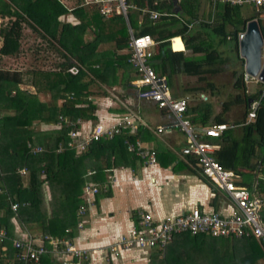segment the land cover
Wrapping results in <instances>:
<instances>
[{
    "label": "trees",
    "instance_id": "1",
    "mask_svg": "<svg viewBox=\"0 0 264 264\" xmlns=\"http://www.w3.org/2000/svg\"><path fill=\"white\" fill-rule=\"evenodd\" d=\"M125 4V18L113 15L104 19L94 7L77 8L71 12L76 20L72 24L64 22L67 11L56 0H0V58L19 55L25 26L56 59L49 70L0 68V231L5 234L0 240V264H35L17 260L16 250L11 247V240L16 238L12 221L23 236L38 232L71 240L77 229L76 209L84 203V183L98 186L105 171L131 166L137 159L126 146V142L134 143V137L126 134L92 142L81 153L69 148L56 152L65 145L72 129L64 123L57 125L59 118L73 123L93 121L97 108L93 98L109 97L106 89H133L132 69L127 63L128 28L134 36L148 35L158 42L150 64L157 75L166 77L168 85L169 73L180 64L187 72L199 71L200 64L192 63L181 52H172L168 42L187 31L185 23L190 21L184 19L185 15L195 18L192 2L125 0ZM225 6L226 11L239 7ZM142 11H156L160 16L151 20ZM207 27H213L210 30L224 38L223 23L218 28ZM236 33L230 34L235 43ZM172 48L181 50V44ZM212 56L217 58L218 53H207V62ZM233 87L237 94L230 102L243 106L245 111L240 122L214 138L218 144L214 158L224 169L241 177L237 185L250 188L252 174L264 173V106L251 122L245 123L249 96L244 93L240 73L235 75ZM33 147L41 150L33 152ZM21 168H25V176L18 174ZM87 172L92 174L87 176ZM99 191L98 187L97 194ZM10 204L17 205L15 211ZM263 260L264 248L252 237L189 234L174 236L151 257L152 264H264ZM36 264L49 262L43 257Z\"/></svg>",
    "mask_w": 264,
    "mask_h": 264
},
{
    "label": "crops",
    "instance_id": "2",
    "mask_svg": "<svg viewBox=\"0 0 264 264\" xmlns=\"http://www.w3.org/2000/svg\"><path fill=\"white\" fill-rule=\"evenodd\" d=\"M175 1L177 3L180 0ZM189 1L192 2L191 10L195 18L184 16L185 20L190 21L185 23L187 31L181 36L169 38V49L181 52L192 63L200 64V68L194 73L187 72L182 64L176 67L169 73L170 93L174 98L186 100V116L197 130L216 124L232 128L233 124L241 121L245 111L243 106L230 102L237 94L233 87L234 77L238 73L242 77L245 71L244 61L238 55L237 36L251 19L264 25L263 14L260 9L252 6H239L226 11L223 4H211L208 0ZM68 15L72 16L66 14L64 17ZM184 19L180 20L185 22ZM136 20L139 24L141 16H137ZM221 23L224 24L221 28L225 32L224 38L207 27L218 28ZM129 30L128 28V34ZM233 32H237L236 43L231 40L230 34ZM152 40L155 43L152 46L155 54L158 42L153 38ZM178 43L181 44V50H173L172 45ZM211 50L218 53V57L212 56L207 62L205 58ZM227 75L228 81L223 82L222 76L227 80ZM106 92L109 97L92 99L97 106L95 120L83 121L84 129L96 123L109 126L124 116L131 115L133 124L137 126L135 131L131 130L130 135L143 147L154 152L155 163L143 165L135 159L131 166L105 171L102 183L98 184L100 191L81 219V228L75 229V235L71 239L76 248L88 250L89 256L86 259L47 258L49 264H62L63 261L70 264H152L151 257L157 249L120 247L116 256L107 249L126 236L134 225L136 210L148 212L155 222H159L191 208L220 216H227L232 209L225 194L216 190L201 176L194 158L188 153L183 133L177 130L168 134L155 132L157 126L173 119L171 114L158 109L152 102L137 100L136 93L131 88L123 90L116 87L106 89ZM40 98L45 99V96L40 95ZM224 103L225 108L222 107ZM190 108L196 109L191 112ZM217 120H222L223 123H217ZM201 139L217 146L215 151L218 149L214 138ZM253 162L254 160L251 164ZM240 179L238 176L236 182ZM248 182L251 184L248 189L253 188L255 194L264 199V173H253ZM260 216L264 219V205ZM13 234L16 238L23 237L20 228H14ZM29 235L35 237L39 233L31 232Z\"/></svg>",
    "mask_w": 264,
    "mask_h": 264
},
{
    "label": "built area",
    "instance_id": "3",
    "mask_svg": "<svg viewBox=\"0 0 264 264\" xmlns=\"http://www.w3.org/2000/svg\"><path fill=\"white\" fill-rule=\"evenodd\" d=\"M67 14L77 8L94 7L100 16L108 19L113 15H122L125 18L128 6L125 0H72V6L67 8L63 0H56ZM63 1V2H62ZM211 4H223L227 6H252L260 9L264 17V0H208ZM148 13L151 20H156L160 14L156 11H143ZM129 57L127 63L132 69V80L130 86L136 93L137 100L149 101L155 106L172 115V120L164 125L157 126V134H168L173 130L182 132L188 153L194 158L196 166L201 176L207 180L216 190L225 194L232 205V209L227 216H220L217 213H205L197 208H191L171 218L155 222L152 216L143 210H136L134 213V225L129 229L126 236L121 237L119 242L109 245L108 251L114 256L118 255L121 248H141V249H163L174 238L180 234L191 236L208 235L217 237H252L264 248V219L260 216V211L264 205V199L255 194L254 189L236 184L238 176L231 170L224 169L214 158V151L217 148L214 144L204 141L201 138H218L220 134L229 126L216 124L203 127L199 130L189 121L186 116L187 102L183 98H174L166 82V78L157 75L153 70L150 60L153 56L152 46L155 44L148 35L134 36L129 30ZM72 73L75 70L72 69ZM244 85V93L249 96L250 103L247 105L245 123L251 122L257 110L264 106V82L255 76L247 74L245 71L241 77ZM254 85V89L249 91L247 86ZM133 116L126 115L115 123L105 126L96 123L83 127V121L76 120L74 123L59 118L57 125L64 123L65 127L71 126L68 132V140L65 145H60L56 152H61L64 148H69L75 153L85 151L89 144L99 140H110L116 135H130L131 130L135 131ZM77 126V127H76ZM127 151L131 152L143 165L155 163L153 151L143 147L138 141L127 143ZM33 152H39L38 147L31 148ZM20 176H25V168L18 170ZM92 172H87V176ZM98 192L95 183L86 181L82 187V203L75 212L77 218V228H81V219L86 210L93 203V197ZM16 204H10V209L15 211ZM14 228L18 229L16 222L12 221ZM5 239V234L0 231V240ZM11 247L16 250V258L22 262L38 263L43 257L47 258H87L89 251L76 248L69 239H56L46 235H39L35 239L25 234L22 238L11 240ZM121 247V248H120ZM119 250V251H118ZM118 251V252H116ZM95 252V251H91ZM90 252V253H91ZM62 264H70L63 261Z\"/></svg>",
    "mask_w": 264,
    "mask_h": 264
},
{
    "label": "rangeland",
    "instance_id": "4",
    "mask_svg": "<svg viewBox=\"0 0 264 264\" xmlns=\"http://www.w3.org/2000/svg\"><path fill=\"white\" fill-rule=\"evenodd\" d=\"M63 1L65 2L67 8H70L72 6V0ZM63 20L64 22H70L72 24H74L75 21L73 16L70 15L64 17ZM22 28L23 29L20 39L19 55L17 57L11 58H0V68L8 70L19 69L24 71L28 69L49 70L56 62L55 56L49 49H47V46L35 33L31 32L25 26ZM222 81H228V75L227 80L222 76ZM253 89L254 85L249 84L248 90L252 91Z\"/></svg>",
    "mask_w": 264,
    "mask_h": 264
},
{
    "label": "water",
    "instance_id": "5",
    "mask_svg": "<svg viewBox=\"0 0 264 264\" xmlns=\"http://www.w3.org/2000/svg\"><path fill=\"white\" fill-rule=\"evenodd\" d=\"M238 55L244 61V70L264 82V25L256 20H249L244 30L237 36ZM250 103L247 99L246 104Z\"/></svg>",
    "mask_w": 264,
    "mask_h": 264
}]
</instances>
